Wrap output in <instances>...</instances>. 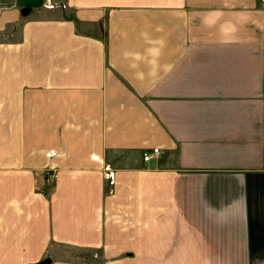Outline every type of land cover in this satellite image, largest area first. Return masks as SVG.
Instances as JSON below:
<instances>
[{"label":"crops","instance_id":"0c3cea01","mask_svg":"<svg viewBox=\"0 0 264 264\" xmlns=\"http://www.w3.org/2000/svg\"><path fill=\"white\" fill-rule=\"evenodd\" d=\"M55 2L0 0V264H264V0Z\"/></svg>","mask_w":264,"mask_h":264},{"label":"built area","instance_id":"2783aa9c","mask_svg":"<svg viewBox=\"0 0 264 264\" xmlns=\"http://www.w3.org/2000/svg\"><path fill=\"white\" fill-rule=\"evenodd\" d=\"M44 7L46 8H50L52 7V0H45V3H44ZM159 153V149L157 148H154L152 149V151H144L142 153V159L144 161H149L150 159H152V157L154 155H157ZM48 178L49 179H55L57 177V173L55 170L53 169H48ZM111 174L108 172L106 173V178H110Z\"/></svg>","mask_w":264,"mask_h":264},{"label":"water","instance_id":"95a60500","mask_svg":"<svg viewBox=\"0 0 264 264\" xmlns=\"http://www.w3.org/2000/svg\"><path fill=\"white\" fill-rule=\"evenodd\" d=\"M29 12V9L27 8L23 13L24 14H27ZM38 264H48V260H43V261H41L40 263H38Z\"/></svg>","mask_w":264,"mask_h":264},{"label":"rangeland","instance_id":"374dc122","mask_svg":"<svg viewBox=\"0 0 264 264\" xmlns=\"http://www.w3.org/2000/svg\"><path fill=\"white\" fill-rule=\"evenodd\" d=\"M53 3H56L55 0H52V6H53ZM56 5H57V3H56ZM10 31L14 32V31H16V30H10ZM15 33H16V32H15ZM9 35H10V36H13V35L10 34V33H9ZM0 39H3V37L0 36ZM238 261H239V259H238Z\"/></svg>","mask_w":264,"mask_h":264},{"label":"trees","instance_id":"16d2710c","mask_svg":"<svg viewBox=\"0 0 264 264\" xmlns=\"http://www.w3.org/2000/svg\"><path fill=\"white\" fill-rule=\"evenodd\" d=\"M26 9H22V13L25 11ZM38 264V263H37Z\"/></svg>","mask_w":264,"mask_h":264}]
</instances>
